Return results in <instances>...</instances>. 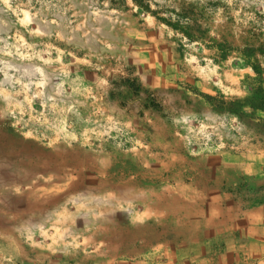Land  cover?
<instances>
[{"label":"rangeland","instance_id":"1","mask_svg":"<svg viewBox=\"0 0 264 264\" xmlns=\"http://www.w3.org/2000/svg\"><path fill=\"white\" fill-rule=\"evenodd\" d=\"M138 2L155 15L131 0H0V264H264V216L222 236L203 206L237 173L241 211L264 207L231 161L264 175V112L206 99L252 100L264 75L155 18L242 46L264 39V0Z\"/></svg>","mask_w":264,"mask_h":264},{"label":"trees","instance_id":"2","mask_svg":"<svg viewBox=\"0 0 264 264\" xmlns=\"http://www.w3.org/2000/svg\"><path fill=\"white\" fill-rule=\"evenodd\" d=\"M131 1L141 7L144 11L155 15V12L150 10L148 6H141L138 0ZM155 18L171 28L173 31L180 33L189 42L202 43L206 49L213 52L212 58L214 61L222 62L227 60L231 53H239L240 56L244 58L246 65L251 68L253 73L257 76V79L261 81L262 76L264 75V39L256 41L252 37H243L245 41L242 46H235L233 42L227 40L224 36L219 39L210 37L207 25L204 26L203 22L194 20V18L182 17V21L180 20V22H171L164 18H157L156 16ZM120 79L122 80V78L119 77V80ZM126 82L129 83V81ZM116 88H120L121 90L126 89L130 92L133 89L135 90L137 87L135 80H132L130 84H125V86L119 87L117 86ZM121 90L119 93H121ZM111 92L112 91L110 90L109 95ZM206 99L211 106V109L220 113L234 114L239 118L244 117V112L242 111L243 103L249 104V108L252 110H260L264 112V92L261 87L255 90V96L252 100L224 102L217 101L210 96H206Z\"/></svg>","mask_w":264,"mask_h":264},{"label":"crops","instance_id":"3","mask_svg":"<svg viewBox=\"0 0 264 264\" xmlns=\"http://www.w3.org/2000/svg\"><path fill=\"white\" fill-rule=\"evenodd\" d=\"M236 158V156H233V159L231 158V161L234 163L233 165L235 171H238L239 174L249 176V178L255 180L257 185L264 187V175L259 174L261 167L254 166L253 163H248L241 159L239 160V157L237 159ZM225 172L231 171L226 168ZM236 175L237 173L235 175H224L225 183L222 184L223 187L220 189L219 187L218 189H213V191L208 192L204 198L205 202L203 206L206 210L205 217L207 219L205 221V226H210L213 229L208 230L215 231L218 221L220 225L217 232L215 231L217 235L224 236L228 235L229 233H233L235 225H238L239 227L240 223L242 226L249 225L253 222V220H257V218L264 216V207H257L255 210H253V212L241 211V209L245 207L248 202L243 203V200H237L230 194V188L235 184ZM208 230H206V232L211 235V232H208ZM210 235L208 236L209 238ZM148 254L150 255L152 253ZM147 258H151V256H147ZM144 264L147 263L144 262Z\"/></svg>","mask_w":264,"mask_h":264}]
</instances>
